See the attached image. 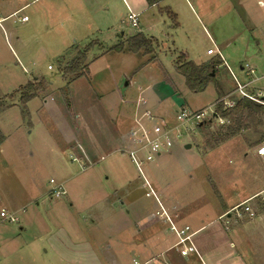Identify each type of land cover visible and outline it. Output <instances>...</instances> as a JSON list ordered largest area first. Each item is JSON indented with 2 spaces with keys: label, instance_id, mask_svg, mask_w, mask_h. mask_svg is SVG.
<instances>
[{
  "label": "rangeland",
  "instance_id": "obj_1",
  "mask_svg": "<svg viewBox=\"0 0 264 264\" xmlns=\"http://www.w3.org/2000/svg\"><path fill=\"white\" fill-rule=\"evenodd\" d=\"M217 1L212 12L224 16L217 17L212 25L204 17L214 43L190 19H186L183 30L176 31L167 30L163 21L155 18L150 21L155 28L144 32L160 45L157 60L149 61L150 56L142 49L136 53L112 50L137 33L128 25L129 15L121 0H0V17L28 3L0 24V212L5 210L17 218L9 222L0 216V264H133V242H124L119 256V244L105 240L104 234V230H118L129 218L128 214L104 207V202L111 204V199L120 204V193L116 196L111 189L126 177L133 188L138 187V204L132 213L135 221L149 220L151 213L157 220L166 219L160 215L165 193H170L178 204L183 199L202 196L192 206L207 210L210 216L215 207L243 201L264 187V156L257 153L258 146L264 143V114L246 117L240 134L224 142L219 141L227 136L224 126L233 122L224 119L221 123L219 118L207 117L191 131L182 129L184 134L175 141L173 155H163L169 156L165 162L156 165L157 155L144 163L142 172L128 154L120 151L130 146L124 135L128 137L134 126L123 125L121 138V116L127 110L131 113L135 101L146 95L153 82L164 80L171 91L158 104L159 114L150 112L160 120L164 119L162 115H169L166 120L173 124L181 105L199 110L216 101L215 82L202 92L189 88L186 77L174 67L179 51L199 61L215 49L220 50L229 65L221 68L216 82L225 91L237 87L235 77L241 84L259 78L249 87L264 90V26L259 27L264 14L249 20L243 11L238 10L237 16L223 7L225 0ZM62 12H73L75 23L79 21L78 12H101L99 24L93 18H85L86 25L69 23L75 36L97 42L85 53L81 65L89 64V73L80 77L65 69L85 52L88 44L83 47L84 43H80L79 48L66 53L67 34L59 30L62 22L67 23ZM184 12L189 11L184 8ZM153 14L158 17V12H152L149 20ZM164 14L165 21L171 24L168 12ZM23 16L28 22L20 20ZM247 65L255 67L251 77L246 75ZM37 80L41 84L38 95L27 103L28 113L24 115L20 94L11 95L21 85ZM233 98H240L239 93ZM45 100L51 105L48 109ZM141 104L142 110L147 108L146 101ZM67 135L72 139L68 140ZM186 144L191 147L186 148ZM111 168H117L122 175L112 176L103 188L105 174H110ZM155 176L158 186L153 182ZM52 179L56 184L62 182L67 193L59 198L52 195ZM145 179L150 181L152 192ZM261 202L264 205V195L250 202L255 215L262 211ZM236 213L235 210L234 216ZM259 217L255 220L262 221ZM94 218H100L99 223L93 224ZM235 218L247 222L250 217ZM164 225L172 235L169 224ZM256 226L253 233L264 238V223ZM160 229L164 228L157 225L152 231L157 234ZM97 244H104L106 255L98 252Z\"/></svg>",
  "mask_w": 264,
  "mask_h": 264
},
{
  "label": "crops",
  "instance_id": "obj_2",
  "mask_svg": "<svg viewBox=\"0 0 264 264\" xmlns=\"http://www.w3.org/2000/svg\"><path fill=\"white\" fill-rule=\"evenodd\" d=\"M121 1L127 9L128 15L130 14L131 11L139 14L140 26L137 29V33H142L146 37L148 36L144 32L145 31L150 32L151 30L155 28V25L150 23V21L154 20L155 18L163 21V24L167 30L174 29L176 31L183 30L184 29L183 25L187 24L186 19H190L192 20V22H194V24H198L203 28V31H204L203 33L206 35L207 39L212 43L214 40L211 38L210 33H208V29L204 22L205 20L204 17H206V19L208 20L207 22H209L212 25V22L216 20L217 17L224 16L223 14H220L221 12H212V7L214 5L216 7V4L218 3L217 0H181L182 1L181 3L178 1L176 2L174 0H161L158 4H154V5H150L147 2V0H121ZM82 2L85 3V0H82ZM225 3L226 4L223 7H226L227 10H232L233 12H236L235 14L237 16L239 15L238 10H241L243 11V14L249 20L256 19V18L260 19V15L264 14V0H225ZM27 6H28V3H25L20 8H17L12 12H5L3 17H0V24L1 22L7 21L9 18L15 16L17 13H19V11H21L23 8ZM166 7L171 9L172 12H174V14L176 15V21H174L170 16H167V18L170 21H172L171 24H169L168 21H165L166 16L162 9ZM107 8L110 9L111 5H109ZM184 8L188 10L189 12H184ZM152 12H158V17L156 15L154 16L153 14V18L149 20L148 17H150V15L152 16ZM49 13L56 14V15L60 14V12H49ZM72 13L73 12H62V14L66 16L67 23H65V21L62 22L61 28L59 29L63 34H67L65 35L67 36V39L65 40H67V42L69 43H67L64 49L66 53L70 49L79 48L80 43L82 44L84 43L83 47H85L90 42L96 41V40L91 41L90 38H86V37L81 38L79 36L78 37L75 36V33H73L74 29L71 30L69 23L72 21L73 24L76 26L82 23L83 25H86L85 18H93V20L97 22L100 19L99 17L101 15L100 14L101 12H78L79 21L78 23H75ZM24 17L27 18V16H23V18ZM23 18H20V20L28 22V18L26 20H23ZM181 19H183L184 22H182ZM93 20L91 19L90 22ZM51 23L53 22L51 21ZM97 24L99 23L97 22ZM89 26H91V24H89ZM263 26H264V21L262 23H259V27H263ZM122 35H124V33ZM148 38H151L153 40V47H154V52L151 54H148L151 58L149 59V61H155L157 60L156 51L157 49H159L160 45L158 42L156 43L155 37L152 36ZM19 39L20 37H18V40ZM127 40L128 38L118 43V44L125 45V48L122 52H124L125 50L129 51ZM71 42L73 43V45L70 46ZM215 51H217L216 54H215ZM215 51L214 53H211V55H209L208 53L207 57H203L199 61L196 60L197 62L195 61V59H192L191 56L185 51H179L178 56L181 53H186L188 55L189 60L193 61L196 64H205V63L214 61L217 63L216 70H217V74H219V71L221 70V68L227 67L229 64H228L227 59L224 57L223 53L220 50L218 51L217 49H215ZM65 54H62V55H65ZM176 60L174 62V67L177 71H179L176 66ZM88 67H89V64H88ZM250 67L253 68L254 71L246 72L247 74L246 73L245 74L248 77L253 76L255 72V67L252 65H250ZM236 78L237 77H235V82H236ZM217 80L218 79L216 77V81ZM257 81H259V78L254 77L248 82H243V84L247 86V90L249 92L254 93V94L258 93L264 96V90L262 88H259V89L252 88L251 89L249 87L251 84L253 85ZM219 87L223 92L222 98L226 97L227 95L231 93H234V91L236 90L235 88L233 90L225 91L220 85ZM148 88L149 89L147 90L146 95H141L142 97H144V100H146V104H145V106L147 107L146 109H150L151 112H154L155 114L156 113L159 114L158 104L161 102V100H164L166 96L165 93H168L169 91H171V88L165 85L164 80L153 82L151 85H149ZM233 96L235 97V94ZM138 100L135 101V106L133 107L131 113H129V111L127 110L121 116V121L123 122L119 124L121 126L119 129L120 130L119 136H121V138H123L122 137L123 134L121 135V130H123L122 129L123 125L131 127L134 123V117L138 113V105H137ZM218 100L219 98H218V93H217V99L215 102H217ZM45 103L48 104V105H45L46 109H48V107H51V105L49 104V102H47V100H45ZM142 108L143 107H140L139 110H142ZM161 118H164L165 120L167 118L169 119V115L167 114H165V116L162 115ZM127 131L128 129L125 128L124 132L126 133ZM67 139L71 140L72 137H69L67 135ZM261 145H264V143ZM185 146L186 148L191 147V145H188V144H186ZM174 147L175 145L173 146V148ZM173 148L169 151H165V153H161L160 155H158L155 158L156 165H159L160 163L165 162L167 160V157H169L168 155H173L172 153ZM85 153L86 151L83 150V154ZM164 154H168V155L165 156V158H163ZM85 156H87V154H85ZM102 156H105V155H102ZM75 158L76 157L74 156V159ZM195 168H193V170H195ZM116 169L117 168H113V169L111 168L109 170L110 174H105V181L102 180L103 188L106 187L105 186L106 184L104 182L106 183L110 182L111 181L110 179L112 176L116 175L117 178H120L122 173L119 172V170L117 171ZM153 182L154 184H157V186L159 185V181L156 178V176L154 177ZM118 185H119L118 187H114V189H111V191H113L112 194H115L116 196H118V194L120 193L121 197L119 196L117 197L118 198L117 201L119 202L121 201L120 204H117V202L114 199H111V204H109V201L106 199L107 202H104L106 203V206L104 207L107 208V210L110 209L111 212L116 211L118 213H121V215L128 214L129 218L125 224L120 225V228L118 230H114V229L110 231L104 230L105 240L107 241L115 240L119 244V249H120V253L118 254L119 256L122 254L121 252L123 250L122 246L125 245V243L132 241L133 250H131V253L134 252L133 253L134 255L132 256L133 264H135V261H137L139 264H168V263L201 264V260L196 254H191L187 257H184L177 252L175 245L177 243L178 238L174 232L172 235L168 234L165 228L166 225H164V223H168L170 226V229H171L172 224H174L177 227H184L186 225L191 226L192 230L195 232V236H194L195 243L206 264H264V258H263L264 257V242H263L264 238L262 237L261 234L257 235L253 233V230H255V228L257 227L256 226L257 223H264V205L262 204L263 202L260 203L262 205V208L260 207L262 211L257 213V215H255L254 217H251L249 212H246L244 210V206H241L243 203H246V205L250 206V208L252 209L251 205L253 206V204H251L250 202L256 199L257 197L259 196L262 197L264 195V187L260 191L254 193L253 195H249V197H246V199H244L243 201H240V202H237L231 205L226 204V205L221 206L220 208L215 207L213 214L210 216L209 214H207L206 212L207 210L202 211L192 206L194 205V201L202 198V196L200 198L199 197L197 198L196 196L194 200L192 198L191 199L186 198V199H183V202L181 203L179 202L178 204V202H173L170 193H165L163 197L165 200L163 201V209L164 211H166L170 220H168L167 218L165 219L164 217L162 221L157 220L156 216L154 215L155 213H151V216L149 215L150 217L149 220H143V221L136 220L135 221L132 218V213H133V210L137 207L136 204H138L136 201V196L138 194L137 193L138 187L133 188L132 181H130L127 177L121 181L119 180ZM63 187H64V184H63ZM105 190H106L105 192L108 193L109 190L108 189H105ZM66 193L67 192L64 187V194ZM236 207H238L239 213H236L235 216L241 217L242 215H248L250 218L247 219V222L246 220L243 221V220H239V218L238 219L235 218L234 213H235ZM162 216L166 217V215H162ZM258 216H260L259 218H263V220L256 221L255 219ZM99 219L100 218H94L92 223L93 224L99 223L100 221ZM113 222L115 226L116 221L113 220ZM157 225L159 227L164 228L165 230L160 229V232L156 234L154 231L156 230ZM74 227H76V225H74ZM153 228L155 229L154 231H152ZM144 230L146 233H148V235L143 236ZM92 231H94V229H92ZM122 233H125V235L121 236L120 234ZM135 233H137L138 237H135ZM158 234L159 236H157ZM136 238H138V240ZM78 239L80 240V239H85V238L79 237ZM101 240L105 241L103 238H101ZM258 241H260L261 244L255 243ZM86 242H88V240ZM103 246L104 244H101L100 246L97 244L96 247L99 253H103L106 255L107 248H104ZM87 247L90 248V246H87ZM92 255L96 256L94 252L92 253ZM118 264H122V262L118 261Z\"/></svg>",
  "mask_w": 264,
  "mask_h": 264
},
{
  "label": "built area",
  "instance_id": "obj_3",
  "mask_svg": "<svg viewBox=\"0 0 264 264\" xmlns=\"http://www.w3.org/2000/svg\"><path fill=\"white\" fill-rule=\"evenodd\" d=\"M129 25L133 28L138 29L140 26V17L138 13L130 12L129 14ZM27 18L24 17L23 20ZM249 69V72H253V68L249 65L246 66ZM236 90L234 93L227 95L226 97L219 99L217 102L204 107L199 110H192L187 106L181 105L176 113V123H171L169 120H160L159 117L151 114L150 109L139 110L145 102L143 97L138 100V113L134 117L133 127L128 131L127 135H124L125 139L128 138V143L130 146L122 148L120 151L129 155L131 160L136 164L138 170L142 172V166L145 162L153 160L157 155L162 152L169 151L175 145V141L178 140L183 134L184 130H193L194 125H199L206 120L207 117L214 118L216 114V109L219 103H223L226 108L234 107L236 104L235 98L233 95L239 93L240 98H249L259 103H264L260 98L261 94H253L247 90L245 84H241L236 80ZM141 104V105H140ZM143 112V115H142ZM219 118L221 123H223L224 118ZM257 152L259 155H264V145L258 147ZM105 156H102L101 159H104ZM76 159V158H75ZM51 183L55 184V187L52 189V195L56 198L61 197L64 194V187L62 183L56 184L55 180H51ZM146 185L150 188L152 192L153 189L150 183L145 179ZM149 194V193H148ZM241 206H244V210L249 212L251 217L255 216V213L251 210L250 206L243 203ZM236 212L239 213L238 207L235 208ZM160 213L161 215H166V218L170 220L166 211ZM0 216L8 220L9 222L17 221V218L13 214H9L5 210H1ZM171 229L177 236L178 240L176 243V248L180 255L187 257L191 254H196L200 260L201 264H206L199 252V249L195 243V232L192 230L191 226L186 225L184 227H177L174 224L171 225ZM135 264H139L135 261ZM172 264V263H168Z\"/></svg>",
  "mask_w": 264,
  "mask_h": 264
},
{
  "label": "trees",
  "instance_id": "obj_4",
  "mask_svg": "<svg viewBox=\"0 0 264 264\" xmlns=\"http://www.w3.org/2000/svg\"><path fill=\"white\" fill-rule=\"evenodd\" d=\"M161 0H147L150 5L158 4ZM164 12H168L169 16L176 21V15L172 13L169 8L162 9ZM128 49L130 52H138L141 49L145 51L146 54H151L154 52L153 40L146 37L142 33L132 34L128 37ZM97 42H91L85 48L83 54H79L78 58L74 61L72 66L67 67L65 70L67 73L75 74L76 77H80L89 73L88 65L81 67L83 61L86 57V52H88ZM125 48L124 44H118L112 48L116 52H122ZM177 69L186 77L187 85L190 89L196 92L205 91L211 82H215L216 89L218 93V98L223 97V92L220 89L218 83H216L217 75V63L211 61L205 64H196L189 60L186 53L179 54L176 60ZM214 72V74H212ZM40 82L37 80L35 82H28L26 85L21 86L14 95L20 94V98L23 103V114L27 115V103L38 95V90ZM264 102V96L260 98ZM256 114H264V103H259L249 98H240L236 100L234 107L226 108L223 103H219L216 109V115L224 119H228L232 124L224 126L226 129L227 136L220 138V142L227 141L232 136L240 134L241 130L245 127V118L251 117ZM229 137V138H228Z\"/></svg>",
  "mask_w": 264,
  "mask_h": 264
},
{
  "label": "water",
  "instance_id": "obj_5",
  "mask_svg": "<svg viewBox=\"0 0 264 264\" xmlns=\"http://www.w3.org/2000/svg\"><path fill=\"white\" fill-rule=\"evenodd\" d=\"M212 74H214V72H213ZM214 117H217V115L215 114V116H214Z\"/></svg>",
  "mask_w": 264,
  "mask_h": 264
}]
</instances>
